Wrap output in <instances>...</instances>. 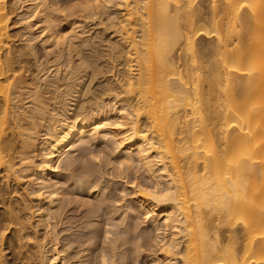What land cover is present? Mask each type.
Masks as SVG:
<instances>
[{
    "label": "bare ground",
    "instance_id": "6f19581e",
    "mask_svg": "<svg viewBox=\"0 0 264 264\" xmlns=\"http://www.w3.org/2000/svg\"><path fill=\"white\" fill-rule=\"evenodd\" d=\"M263 41L264 0H0V264H66L56 173L87 136L150 179L133 189L156 226L149 264H264ZM103 74L97 97L86 78ZM30 171L37 204L9 188Z\"/></svg>",
    "mask_w": 264,
    "mask_h": 264
},
{
    "label": "rangeland",
    "instance_id": "374dc122",
    "mask_svg": "<svg viewBox=\"0 0 264 264\" xmlns=\"http://www.w3.org/2000/svg\"><path fill=\"white\" fill-rule=\"evenodd\" d=\"M91 20L88 19L90 24L88 21L87 22L90 26L88 27L87 25V28H90L89 30L94 36L100 31L98 26L100 21L98 22V18L95 20V22H92L93 20ZM104 21L102 22L103 24L100 23V26L101 24H107V21ZM92 26L93 30H91ZM18 27H20V25L15 24L11 29L14 31L18 29ZM95 30H98V32H96ZM108 32H110L109 29ZM102 36L106 37V41H108V38L111 35L108 36L105 33V35ZM102 36L101 38L97 36L98 38L96 37V39L102 42L103 40H105V38L103 39ZM96 39L94 38V42L96 41ZM106 41H103L104 43L102 42L100 44L102 49H100V46H98V43L100 42H95V44H98L96 45L97 47L93 45L94 42L90 43L89 46L93 47H91L92 49H89L88 46L87 48L89 49V51H87L90 52L93 50L91 54V57L93 56V58L90 59L97 60L96 63L98 64V66H101L100 68L106 67V69H109L111 67L109 62H114L112 61L113 59L110 56L107 58H102L103 55L105 56L107 52L102 54V57L100 56V52H103L106 49L104 47L108 45V42L106 43ZM38 44L40 43L38 42ZM103 44L106 45L102 46ZM37 47H39L38 51L40 52V54L45 52L41 44ZM83 48H86V46H84ZM99 49L100 52L98 51ZM84 50L85 49H83V51ZM94 53H96L95 56ZM43 54V57H45V53ZM98 56L100 57L97 59L96 57ZM76 58L77 56H74L75 60L73 59V61L77 63L78 60H76ZM93 60L91 61L93 62ZM98 61H100V63H98ZM101 61L103 62V66L100 65L102 63ZM104 62L107 66H104ZM102 70L103 69H101V71ZM80 71V74L84 72L83 70ZM75 76H77V74H75ZM106 77L108 78V76H104L103 74L101 75V77L97 75V79L94 78L93 80H91L90 78H86V85H91L90 87L92 88V91L91 88L90 91L95 92L96 94L99 93L97 97H101L100 92L104 91L103 88L106 89L105 85H110V82L106 80ZM112 78L113 77H109V80H111ZM88 80L95 81L91 84H88ZM102 82L104 84H108L104 85ZM99 84L103 85V87ZM95 93H93V95H90L89 93H87L89 94L87 95L85 93L87 97L83 93V96H85V98H88L89 100L90 96L96 97L94 96L96 95ZM103 95L104 94H102V97ZM91 100L92 99L90 98L89 101ZM85 139V142H87V144L82 143L83 146L81 144H78V147H82L78 148L76 146V148L65 154L63 159H61L58 172L56 173L57 178L60 180L59 186L62 190L60 199L55 200L51 207V214L54 217V220L52 219V221H54L53 227H55L56 229L54 230L58 239L57 248L59 250L62 249V252H66L64 253V255H62L66 260V264H98L100 262L102 252H105L107 253V255H109V264H149V258L154 255V251H156L158 247L156 245V226L155 223H152L154 219H146V217H144L145 211H143L138 203H136L137 201H135L136 197L135 195H133L135 194L133 189L136 190L135 186L137 185V183L146 184L148 182L149 184L150 179L148 178L147 174L144 172L143 167L140 166L136 158L127 161L126 154L119 149L116 148V150L114 148L116 146L113 143L112 138L108 140L106 139L104 141V139L101 140L99 138H96L97 140H95V138L87 136V138ZM88 140H90L91 143ZM92 152L95 154L97 153L96 155H99L97 161L92 157ZM95 154L94 156L96 157ZM28 173L26 174L27 176L25 175L27 178H23L25 180L22 179L23 182L21 181L20 184L11 183L12 185H10L9 188L10 190L15 188L18 189H15L14 193L16 195L18 193L16 198L20 202L21 200L23 203L25 202L24 195L28 193L29 198L37 204V199L34 196L36 194L30 195L29 193H34V190L39 187L37 185L39 183V180H36L37 176L33 174L35 172L30 171ZM91 182L98 184L97 186L99 187H97L99 191L94 195H91L87 191V186ZM47 183H49L48 185H52L54 181L50 180ZM19 192H21L22 194ZM14 198L15 195L13 194V197L11 199L13 200ZM25 198L27 200V196H25ZM33 202L32 204H34ZM35 208L37 209V206H35ZM44 230L45 229H40V235H42V232H44V236ZM100 230H103L102 233ZM104 230H109L110 234L105 235ZM109 232H107L106 234H108ZM8 244L9 243L6 242V247L10 248ZM139 245L140 248H138ZM11 248L9 249V252L13 254L14 252H11ZM151 253L152 255H150Z\"/></svg>",
    "mask_w": 264,
    "mask_h": 264
}]
</instances>
